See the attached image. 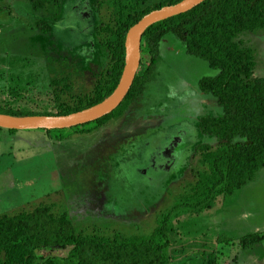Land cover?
<instances>
[{"label":"rangeland","instance_id":"1","mask_svg":"<svg viewBox=\"0 0 264 264\" xmlns=\"http://www.w3.org/2000/svg\"><path fill=\"white\" fill-rule=\"evenodd\" d=\"M100 2L0 0V107L57 112L86 99L112 65ZM235 40L251 55L253 77H264V28ZM209 74L204 60L170 36L153 80L124 116L61 130L0 127V214L43 203L67 211L81 231L129 238L166 224L167 264H202L213 250L219 264H264V242L251 250L241 245L248 234L264 235V168L233 195L183 204L207 170L197 147L213 142L199 122L220 110L199 88Z\"/></svg>","mask_w":264,"mask_h":264},{"label":"trees","instance_id":"2","mask_svg":"<svg viewBox=\"0 0 264 264\" xmlns=\"http://www.w3.org/2000/svg\"><path fill=\"white\" fill-rule=\"evenodd\" d=\"M51 1L33 0L37 6ZM54 1L57 6L62 3V0ZM181 1L150 6V0H101L98 8L107 12L100 34L108 35L113 51L107 76L86 99L62 103L57 112L33 113L0 107V114L66 115L102 102L115 92L123 78L130 29L151 11ZM262 28L264 0H206L186 13L153 24L144 35L141 68L128 96L113 113L97 120L107 123L124 116L144 95L168 37L179 41L188 56L204 60L211 74L202 77L199 88L218 100L220 110L217 114L204 115L199 122L200 132L213 142L197 147L203 150V165L207 170L200 174L196 193L185 198L183 204L187 207L193 200L196 205H203L215 193L233 195L264 168V77H253L251 55L235 40L243 32ZM113 36L116 41L112 40ZM214 142L216 149H212ZM172 213L181 212L171 211L169 215ZM263 242L264 235L259 233L241 239L244 250ZM170 244L166 224L158 225L151 236L129 238L120 234L113 237L96 227L91 233L81 231L67 211L43 203L0 214V264H167ZM201 259L202 264L220 261L214 250L208 255L203 253Z\"/></svg>","mask_w":264,"mask_h":264},{"label":"water","instance_id":"3","mask_svg":"<svg viewBox=\"0 0 264 264\" xmlns=\"http://www.w3.org/2000/svg\"><path fill=\"white\" fill-rule=\"evenodd\" d=\"M206 0H182L167 5L145 15L135 24L127 35L126 68L123 78L115 92L102 102L89 108L66 115L12 116L0 114V127L13 130H61L97 121L113 113L126 99L137 78L142 64V44L146 31L153 24L186 13Z\"/></svg>","mask_w":264,"mask_h":264}]
</instances>
